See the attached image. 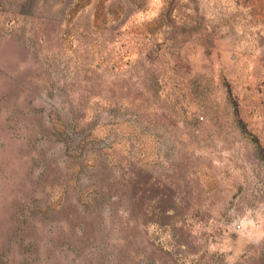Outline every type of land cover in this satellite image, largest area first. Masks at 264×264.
Here are the masks:
<instances>
[{"label":"rangeland","instance_id":"374dc122","mask_svg":"<svg viewBox=\"0 0 264 264\" xmlns=\"http://www.w3.org/2000/svg\"><path fill=\"white\" fill-rule=\"evenodd\" d=\"M0 264H264V0H0Z\"/></svg>","mask_w":264,"mask_h":264}]
</instances>
